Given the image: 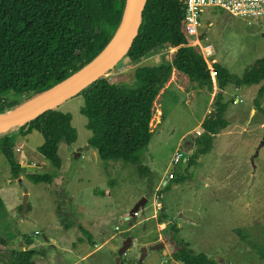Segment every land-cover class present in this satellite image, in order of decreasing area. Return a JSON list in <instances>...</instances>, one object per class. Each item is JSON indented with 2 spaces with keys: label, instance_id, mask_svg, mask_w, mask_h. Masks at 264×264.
<instances>
[{
  "label": "rangeland",
  "instance_id": "obj_1",
  "mask_svg": "<svg viewBox=\"0 0 264 264\" xmlns=\"http://www.w3.org/2000/svg\"><path fill=\"white\" fill-rule=\"evenodd\" d=\"M200 20L202 44L211 43V57L231 73L243 74L264 54V30L257 22L253 25L218 6L205 8ZM176 50L166 44L159 55L172 61ZM122 63L104 76L124 87L137 86L136 66ZM189 86V93L174 86L159 100L157 96L153 135L140 157L148 170L145 174L137 165L102 160L95 154L88 145L92 131L80 112L84 105L80 94L59 107L72 115L78 131L75 143L62 141L59 146L60 169L38 152L44 142L40 132L18 135L16 157L26 167L19 179L11 176L10 165L0 152V197L5 204L0 231L11 240L3 248L4 254L21 247V236H27L32 238L33 248L46 250L45 258H34L36 264H131L140 261L143 247L147 248L143 264H184L172 259L180 249L206 254L217 264H264L236 231L257 238L264 230V114L255 111L251 115L260 85L242 90L246 93L233 85L226 89L242 98L228 105L225 116L230 126L217 133L211 150L188 168L186 161L172 164L174 153L182 147L190 152L189 137L198 136L197 130L203 132L202 125L197 126L206 109L214 106L208 90L193 81ZM21 127L8 134H18ZM174 169L187 179L162 185ZM35 173L53 177L50 182L37 183L29 178ZM26 195L28 210L24 212ZM144 199V206L131 215ZM154 214L155 219L165 215L168 228L160 230ZM160 236L164 241L158 240ZM160 243L164 247L156 248Z\"/></svg>",
  "mask_w": 264,
  "mask_h": 264
},
{
  "label": "trees",
  "instance_id": "obj_2",
  "mask_svg": "<svg viewBox=\"0 0 264 264\" xmlns=\"http://www.w3.org/2000/svg\"><path fill=\"white\" fill-rule=\"evenodd\" d=\"M125 5L126 0H0V113L53 87L95 58L117 31ZM184 11V0H147L139 33L122 60V64H135L168 44L177 47L171 62L136 66L137 86L124 87L103 76L80 93L84 98L80 112L92 131L88 145L102 160H123L137 165L142 174L148 172L141 163V152L153 135L154 102L174 69L210 91L219 88L213 109L202 122L203 132L194 139L193 153L186 161L188 168L211 150L213 137L227 128L225 113L235 101L226 98L224 90L229 86L260 85L254 107L264 114V57L254 61L242 76L215 62L213 75L206 59L189 45L192 40L183 30ZM72 119L70 113L57 108L23 125L18 134L1 135L0 152L10 165L11 176L19 179L26 172L16 157L18 135L34 130L44 137L38 152L60 169L61 142L73 144L78 138ZM52 177L29 175L37 183L50 182ZM174 177L172 180L179 182L187 179L176 171ZM4 207L0 197V214L3 211L4 215ZM166 221L165 215L158 219L160 224ZM236 231L264 260V230L257 238L244 235L241 229ZM21 240L22 247L10 248L5 255L3 248L8 247L9 240L0 232V264H36L35 257H46L45 249L30 247L31 238L21 236ZM172 259L184 264H217L206 254H191L185 249L175 251Z\"/></svg>",
  "mask_w": 264,
  "mask_h": 264
},
{
  "label": "water",
  "instance_id": "obj_3",
  "mask_svg": "<svg viewBox=\"0 0 264 264\" xmlns=\"http://www.w3.org/2000/svg\"><path fill=\"white\" fill-rule=\"evenodd\" d=\"M146 3L147 0H126L123 17L117 31L110 42L95 58L53 87L26 99L22 104L8 111L0 113V136L8 134L9 131H12L16 127L27 124L49 110L59 108L63 103L79 95L91 83L103 77L117 66L128 54L139 33ZM188 156L189 153L183 152V158H187ZM27 197L28 195L25 196L24 200V212L28 210ZM144 200V202L138 203L132 209L131 215H136L140 208L144 206L147 199ZM163 247L164 243L156 246V248ZM122 254H125V252ZM146 256L147 248L143 247L141 249L140 262Z\"/></svg>",
  "mask_w": 264,
  "mask_h": 264
},
{
  "label": "built area",
  "instance_id": "obj_4",
  "mask_svg": "<svg viewBox=\"0 0 264 264\" xmlns=\"http://www.w3.org/2000/svg\"><path fill=\"white\" fill-rule=\"evenodd\" d=\"M185 11L183 19V30L188 38H195L189 45L194 46L210 64L209 58L213 55V45L202 44L199 28L201 27V13L205 8L209 6H218L229 10L235 16L242 18L251 24H256L258 27L264 30V0H184ZM257 22V23H256ZM169 47H171L169 45ZM213 75H215L214 69H211ZM202 131L197 130L196 134L201 135ZM183 152L189 153V151L177 150L172 158V164L176 165L180 163L183 158ZM174 178V170L168 174V179L164 180L162 185H167L168 181ZM157 190L160 191L159 188ZM157 197H160L157 195Z\"/></svg>",
  "mask_w": 264,
  "mask_h": 264
},
{
  "label": "crops",
  "instance_id": "obj_5",
  "mask_svg": "<svg viewBox=\"0 0 264 264\" xmlns=\"http://www.w3.org/2000/svg\"><path fill=\"white\" fill-rule=\"evenodd\" d=\"M240 19H242V18H240ZM242 20H244V19H242ZM254 25V24H253ZM264 33V32H263ZM204 33H200V37H202V35H203ZM206 44H211V43H206ZM212 45V44H211ZM162 47V46H161ZM161 47H159V48H156L154 51H152L151 53H149L148 55H146V56H144L141 60H139L137 63H135V64H133L134 66H139L140 64H141V62L143 63V62H149V61H154L153 62V64H158V63H160V62H171L170 60H166V61H164V60H162L161 59V56L159 55V53L161 52V50H164V47L163 48H161ZM170 49H175V47H169ZM177 48V47H176ZM213 49H214V47H213ZM160 54H162V53H160ZM173 54H175V52L173 53L172 52V55ZM262 57H264V54H262L259 58H257V59H260V58H262ZM256 59V60H257ZM209 60H211L210 61V64H209V66H210V69H212V64L213 63H215V62H217V63H219L218 61H217V58H213V57H211V58H209ZM256 60H254V61H256ZM253 61V62H254ZM252 62V63H253ZM251 63V64H252ZM220 64V63H219ZM251 64H249L248 65V67L246 68V70L250 67V65ZM151 65V64H150ZM223 66V65H222ZM224 67V66H223ZM227 69V68H226ZM245 70V71H246ZM245 71L243 72V74L245 73ZM233 74H235V73H233ZM243 74H237V75H239V76H242ZM173 76V77H172ZM172 79L170 78V80L166 83V85L162 88V90L160 91V93H159V95H158V100L161 98V94H164L169 88H172V87H174V86H176V87H178L179 89H181V90H186L188 93L191 91L190 89V86H189V83L190 82H192L191 80H190V78L187 76V75H185L184 73H182V72H180V71H178L177 69H174V71H173V73H172ZM176 79H177V81H176ZM194 83V82H193ZM252 86H256V85H251V86H247V87H235V90H241V93H246V92H243L242 90H244L245 88L247 89L246 91H248V89H251V87ZM234 88V87H233ZM232 88V89H233ZM206 89V88H205ZM206 90H208V89H206ZM209 92H210V103H214V101H215V98H216V94L218 93V91H219V88H218V86H216L215 87V89L213 90V91H210V90H208ZM224 92L225 93H228L231 97L232 96H234V95H231L232 93H229V91H227L226 92V90H224ZM234 98H236L235 99V101L234 102H239V101H242V98H238V96L237 95H235V97ZM155 104V103H154ZM159 106L161 105V104H158ZM213 106V105H212ZM264 106V105H263ZM212 109H213V107H212ZM212 109H209V108H207L206 109V112L204 113V115H203V118H202V120H201V122H200V125L199 126H197V128L198 127H200L201 125H202V122L204 121V119H205V117L207 116V114L208 113H210L211 111H212ZM155 110V109H154ZM251 110H252V112H251V115L256 111V109H255V107H254V105H253V107L251 108ZM160 112V114L162 115V109H160V108H158V110H157V112ZM226 115V114H225ZM156 116V115H155ZM154 117V116H153ZM225 118H226V116H225ZM227 119V118H226ZM161 121V120H160ZM227 121H228V126L227 127H229L230 126V121L227 119ZM261 127H264V123H262L261 124ZM190 139L192 138V140H191V147H190V152H189V156L187 157V158H185V159H183L182 161L184 162V161H187L188 160V158L190 157V153L191 152H193V149H194V139H195V137L193 138V137H189ZM185 141H187V140H189L188 139V137H186V139H184ZM183 148V150H184V147H182ZM184 151H188V150H184ZM95 154L97 155L98 154V152L95 150ZM25 165V164H24ZM174 171H176V169H174ZM165 213V212H164ZM5 214V213H4ZM157 217V214H154L153 215V219L156 221V225H157V227L160 229V230H163V229H165L168 225V223L169 222H164V223H162V224H160L159 222H158V219H155ZM3 219H4V216H3ZM1 233H3L2 231H0ZM4 234V233H3ZM4 236L6 237V239H8L9 240V242L11 241L5 234H4ZM27 238H31V237H27ZM32 239V238H31ZM20 240H21V238H20ZM158 240H160V241H162L163 240V237L162 236H160L159 238H158ZM164 241V240H163ZM24 243H23V241L21 240V244H19V245H21V247H22V245H23ZM34 244H32V246H33ZM32 246H30V247H32ZM98 247H100V246H98ZM178 263V262H177Z\"/></svg>",
  "mask_w": 264,
  "mask_h": 264
}]
</instances>
